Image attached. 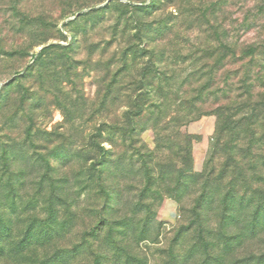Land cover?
Returning a JSON list of instances; mask_svg holds the SVG:
<instances>
[{
	"label": "rangeland",
	"instance_id": "374dc122",
	"mask_svg": "<svg viewBox=\"0 0 264 264\" xmlns=\"http://www.w3.org/2000/svg\"><path fill=\"white\" fill-rule=\"evenodd\" d=\"M36 19L41 42L9 55ZM246 44L261 67L264 0H0V264H264V81L247 100L221 63ZM229 71L215 144L185 90ZM185 146L202 176L177 178Z\"/></svg>",
	"mask_w": 264,
	"mask_h": 264
},
{
	"label": "trees",
	"instance_id": "16d2710c",
	"mask_svg": "<svg viewBox=\"0 0 264 264\" xmlns=\"http://www.w3.org/2000/svg\"><path fill=\"white\" fill-rule=\"evenodd\" d=\"M10 12L14 17H20V13L21 16L25 15L23 14V12H21V9L17 8V6H13L10 8ZM28 18V17H27ZM27 25V24H26ZM16 26V25H15ZM44 27V22H42V19H36L34 21V24H30L27 25L25 28H27V32L29 35H27V38H21V41H18L19 43L15 44L12 46V49L10 50V54L11 56H21L25 53H27L28 50H30L35 44H39L41 41H37V42H32V37L33 34L38 33L41 29H43ZM16 41V40H15ZM34 44V45H33ZM255 44H246L244 46H240L239 48H236V50L233 48L231 49H227V50H231L230 54H225L222 52V56H221V63H227L226 60H228V57H232V61L235 65H237L235 68H244L243 70V74H241V72L239 73V75L241 76V88L242 93L240 95V97H245V99L250 100V98L252 97V93H253V87L256 88V83L258 82H262L264 81V61L261 64V67L258 65H256L257 61L254 59V55L257 51V49H261L262 46H254ZM62 47H60L58 44H48L44 47H42L39 51L38 54L35 58V61H37L38 59L42 58V56L44 55V53L47 50L50 49H60ZM229 48V47H226ZM260 68L259 70H256L255 72H252L250 69L251 68ZM29 68V67H27ZM197 75L196 71L194 72H190L188 74V79H194V77ZM236 74L231 73V71L227 72L226 75L224 76L222 82H220L218 85H214L211 84L210 86H207L206 84H194L195 86H190L187 90H185V94H191V100H190V105L194 106V108L197 111V113H201V114H206V113H214V115L216 116V121H215V126H214V134L216 137V143L220 142L221 137L223 136V134L225 132H232L234 131V124L235 122L229 117V115L224 114L225 112H227L225 109L222 110L225 105H223V100L228 102L230 100H232V95L233 92L235 90V86H234V79L236 78L235 76ZM238 75V76H239ZM215 76L216 75H212V81L215 80ZM207 80H209V78H207ZM214 83V82H213ZM10 84V83H9ZM8 85V84H7ZM213 86L216 88V92H213L211 89L209 90V88ZM212 92L215 93L214 97L211 98V102H208L210 95H212ZM1 93V92H0ZM217 93H220V96H217ZM220 98H223L222 100ZM258 99L257 102H255L256 106H264V95L263 94H259L258 95ZM138 112H133V111H129L127 112V117L124 120V124L121 127H112L109 131V135L112 136L114 135L115 131H119V135L121 137V139L124 141L126 140V137L129 135H131L134 130L135 124H134V116H136ZM255 114L253 113L252 116H254ZM256 116V115H255ZM253 133V132H252ZM186 137L190 138L191 136L189 134H185ZM261 138H259V143H258V150H263L264 148H262L263 145V141H264V133H262V136H260ZM197 138V137H195ZM113 139V136L111 137V141ZM197 148H193V152L191 150V148L185 146V171H178V176L177 178H182L185 176L184 179H190V178H195L198 176H202V173H194L191 170V164H192V153H195ZM260 158V157H258ZM250 161V160H249ZM251 162V161H250ZM257 164V162L255 163ZM95 168V167H94ZM149 169V168H148ZM96 172H97V179H100V172L97 168H95ZM150 174V171H149ZM151 177V179L153 178V176H149L148 175V179ZM152 183V182H151ZM176 189V186L173 188V190ZM172 190V189H171ZM230 194H235V191L230 188L227 189L225 196L223 198L224 204L226 203L227 200L231 199V197H229ZM202 204V199L201 197L197 198V204ZM228 203V202H227ZM226 203V204H227ZM200 207V206H199ZM199 216V214L197 215V217Z\"/></svg>",
	"mask_w": 264,
	"mask_h": 264
},
{
	"label": "crops",
	"instance_id": "0c3cea01",
	"mask_svg": "<svg viewBox=\"0 0 264 264\" xmlns=\"http://www.w3.org/2000/svg\"><path fill=\"white\" fill-rule=\"evenodd\" d=\"M190 132H193V133H199V134H202L203 137H205V132H203L202 130H189ZM207 133L209 134L210 133V129L207 131ZM201 164L200 162H198V159L196 157V154L193 156V168L195 170H198L200 168Z\"/></svg>",
	"mask_w": 264,
	"mask_h": 264
},
{
	"label": "water",
	"instance_id": "95a60500",
	"mask_svg": "<svg viewBox=\"0 0 264 264\" xmlns=\"http://www.w3.org/2000/svg\"><path fill=\"white\" fill-rule=\"evenodd\" d=\"M41 49V48H40Z\"/></svg>",
	"mask_w": 264,
	"mask_h": 264
}]
</instances>
